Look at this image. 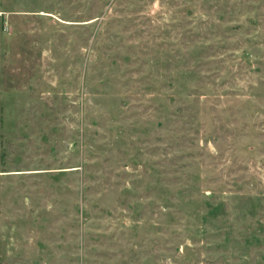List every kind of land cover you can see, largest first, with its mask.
<instances>
[{"label": "rangeland", "instance_id": "obj_1", "mask_svg": "<svg viewBox=\"0 0 264 264\" xmlns=\"http://www.w3.org/2000/svg\"><path fill=\"white\" fill-rule=\"evenodd\" d=\"M0 264H264V0H0Z\"/></svg>", "mask_w": 264, "mask_h": 264}]
</instances>
